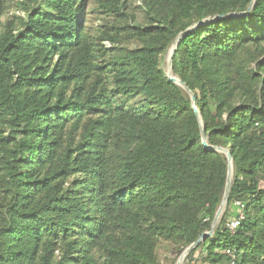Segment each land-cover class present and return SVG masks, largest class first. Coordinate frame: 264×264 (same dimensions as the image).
Wrapping results in <instances>:
<instances>
[{"label":"trees","instance_id":"trees-1","mask_svg":"<svg viewBox=\"0 0 264 264\" xmlns=\"http://www.w3.org/2000/svg\"><path fill=\"white\" fill-rule=\"evenodd\" d=\"M253 1L143 0L146 25L128 30L141 46L107 64L84 0L20 4L0 35V264H160L158 239L182 255L211 231L228 160L204 146L191 97L160 67L181 34L173 74L234 162L227 211L186 260L264 264V0L245 14Z\"/></svg>","mask_w":264,"mask_h":264},{"label":"rangeland","instance_id":"rangeland-1","mask_svg":"<svg viewBox=\"0 0 264 264\" xmlns=\"http://www.w3.org/2000/svg\"><path fill=\"white\" fill-rule=\"evenodd\" d=\"M43 0H6V15L2 20V27L0 28V35L3 32L5 25H7L14 16H24L26 12L20 10V4L25 3L29 9L37 8ZM110 1L117 2L120 7L119 13H114L112 10H108L106 6ZM84 15L81 18V24L86 28V31L91 39L100 47L107 49L108 53L104 52L98 53V59L101 64H107L111 61L116 54L126 49L133 50L141 46L139 39L131 38L129 36L128 30L132 27L145 26L146 25V13L143 9V0H84ZM127 27H129L127 29ZM117 31V29H119ZM126 31H123V29ZM115 32H120L122 36L118 37V43L113 44L110 41L100 42L101 37L105 33L114 34ZM172 47V46H171ZM170 49V48H169ZM159 57L160 67L167 73L168 67V51ZM10 132H4V136H9ZM227 211V207L224 214ZM239 210L234 211V216L239 214ZM219 225L216 227V229ZM156 252L158 256V261L160 264H178L182 255L177 253L176 247L164 241L163 239H158L156 242ZM202 252L199 251L192 264H202ZM184 264H188L186 260Z\"/></svg>","mask_w":264,"mask_h":264},{"label":"water","instance_id":"water-1","mask_svg":"<svg viewBox=\"0 0 264 264\" xmlns=\"http://www.w3.org/2000/svg\"><path fill=\"white\" fill-rule=\"evenodd\" d=\"M255 3H256V0L253 1V3L251 4L250 8L247 11V13H245V14H248V13L252 12V10H253V8L255 6ZM228 17H236V15H228ZM219 18H221V17H217V18H214V19H211V20L213 21V20H217ZM201 24H203V23H201ZM201 24H199V25H201ZM199 25L194 26L192 29L197 28ZM184 37H185V34H181L180 37H178V39H176L175 42H174V44H173V45H175V48H174V51H173V56H172V58L170 60V68H171V70H173V58H174L175 51L178 48L179 44L181 43V40ZM167 77L169 78L170 81L174 82L176 85H178L180 87L183 86L182 89H184V91L191 97L193 109H194L195 114H196V116H197V118L199 120V123H200L201 134H202V139H203L204 146L207 149H210L212 151H215V152L222 153V154L226 155V158L228 160L227 188H226V193H225V196H224L223 203L220 206V208H219V210H218V212L216 214V217L214 219V222H213L211 231L206 232L200 239H198L197 242H195L193 245H191L189 248H187L184 251V253L182 254V257L183 256H186L187 257L192 251H194L199 245H201V243L203 241H205L207 238L213 237V235H214V233L216 231V229L214 228V224H215L216 220L219 217H220V221H221V219H222V217L224 215V211H225L226 207L228 206L229 195H230V192H231V188H232V185H233V179H234V175H233V178L232 179L230 178V174H231L230 165L233 162V157H232L230 151L227 150V149H223V148H220V147L215 148V147L210 146V144L208 142V137L206 135V131L204 129V124H203L202 116H201L200 110H199V108L197 106L196 96L190 90V88L186 84H184L180 79H179V82H178L175 77H172V76H170L168 74H167ZM220 221H219V224H220ZM179 263H180V260H179L178 264Z\"/></svg>","mask_w":264,"mask_h":264},{"label":"bare ground","instance_id":"bare-ground-1","mask_svg":"<svg viewBox=\"0 0 264 264\" xmlns=\"http://www.w3.org/2000/svg\"><path fill=\"white\" fill-rule=\"evenodd\" d=\"M174 48H175V45H172V47H170L169 51H168V63L170 64V60L173 56V51H174ZM167 73L168 75L172 76V77H175L177 79V81L179 82V78L174 76L173 74V70H171L170 67H168L167 69ZM183 88V86L181 87ZM230 170H231V174H230V178L232 179L233 178V175H234V163L232 162L231 165H230ZM219 221H220V217L216 220L215 224H214V228L216 229V227L219 225ZM188 257V256H187ZM186 256H183L181 259H180V263L179 264H184L186 259H187Z\"/></svg>","mask_w":264,"mask_h":264},{"label":"built area","instance_id":"built-area-1","mask_svg":"<svg viewBox=\"0 0 264 264\" xmlns=\"http://www.w3.org/2000/svg\"><path fill=\"white\" fill-rule=\"evenodd\" d=\"M238 206H239V204H238ZM240 215H241V219H243V216H242L243 214H240ZM239 225H240V220H233V221L229 224V227H230V229H231L233 232H236V230H237V228L239 227ZM226 254L229 255V256H232V257H233V254H232L231 251H227ZM232 264H234V263H232Z\"/></svg>","mask_w":264,"mask_h":264}]
</instances>
